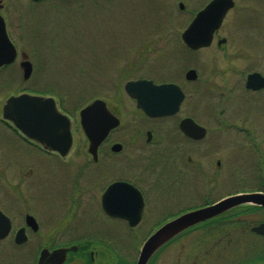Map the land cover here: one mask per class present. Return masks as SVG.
I'll use <instances>...</instances> for the list:
<instances>
[{
	"label": "rangeland",
	"instance_id": "obj_1",
	"mask_svg": "<svg viewBox=\"0 0 264 264\" xmlns=\"http://www.w3.org/2000/svg\"><path fill=\"white\" fill-rule=\"evenodd\" d=\"M180 1L185 3L183 10ZM207 1L52 0L51 6L30 9L26 4L21 10L10 4L5 16L20 39V47L30 54L34 72L25 82L18 58L13 66L15 84L0 86V108L9 96L27 89L54 91L59 107L72 122L68 161L80 164L86 161L89 144L80 125L79 111L84 106L96 98L104 99L123 117L115 134L122 138L125 125L141 120L137 115L139 120L132 121L137 113L124 84L137 78L175 82L186 93L179 117L192 116L208 130L207 137L191 151L201 175L197 173L198 185L189 195L193 199L185 196L186 205L259 187L258 180L264 176V91H248L245 81L255 71L264 75V0H237L238 6L218 32L219 37L227 38L224 48L217 46L216 36L210 47L190 52L181 34ZM190 68L199 74L195 82L185 80ZM239 124L251 133H238ZM218 160L223 165L221 172L215 169ZM13 171L8 170L5 176L12 179ZM207 171L217 174L218 183L212 185V191L199 185ZM23 176L27 178L29 173ZM49 176L43 181L47 184L40 186L26 179L25 193H34L46 204L56 202L55 208L61 210L64 200L54 194L60 193L62 178ZM7 189L8 184L0 186V193L7 194ZM144 236L118 231L119 244L110 250L111 256L119 261L136 259L138 250L133 243ZM168 252L164 254L166 264H171ZM156 264H161L160 260Z\"/></svg>",
	"mask_w": 264,
	"mask_h": 264
},
{
	"label": "flooded vegetation",
	"instance_id": "obj_2",
	"mask_svg": "<svg viewBox=\"0 0 264 264\" xmlns=\"http://www.w3.org/2000/svg\"><path fill=\"white\" fill-rule=\"evenodd\" d=\"M51 1L15 0L10 3L8 0H0V14L4 18L8 37L16 49V58L0 66L1 87H11L15 84L17 74L13 66L19 57H21L19 73L22 72V77L21 62L23 60H30L33 67L31 76L27 80L23 78L25 82L31 80L34 72V63L30 59V54L20 47V39L18 40L14 33L15 29L5 16L6 9L10 4L17 10H21L22 5L26 4L33 7L30 9H37L44 4L51 6ZM210 1L201 5L198 11ZM237 6L238 1L234 0L231 10ZM179 8L185 9V3L180 1ZM220 28L215 32L214 39L218 36ZM222 38H225L226 42L220 46L218 41ZM226 43V37L218 36L217 46L220 49L224 48ZM200 50L202 49L190 50V52ZM164 82L168 81L155 83ZM247 90L259 93L264 91V88L256 91ZM25 92L44 95L31 89ZM130 99L135 104L137 113L132 121H138L137 115H140L141 120L138 121L140 123L133 125L128 123L122 131V138H117L115 134L122 126L123 117L110 109L120 118V125L111 130L108 137L100 144L95 158L87 148L86 161L80 164L69 163L70 152L62 156L59 152L47 149L22 134L11 121L3 118L2 108L5 101L2 103L0 108V186L8 184L9 192L0 193V211L7 217V219L0 217V232L8 231L6 236L0 238V264H38L40 252L43 249L53 251L67 248L66 258L59 264H136L145 240L164 223L184 212L214 204L227 196L237 194H226L218 198L206 197L200 204L186 205L185 196L193 194L195 185H198L197 173L201 175L200 167H196L191 151H194L197 143L207 137L208 130L201 140H194L181 131V120L192 117H179L185 99L176 114L160 118L146 115L136 106V100ZM57 103L59 105L58 100ZM225 106L228 108V104ZM236 129L238 133H251L247 129H240V124ZM116 144L121 145L117 151L113 149ZM10 169L14 170L15 176L12 179L5 176ZM215 169L220 172L223 169L220 160L216 162ZM27 172L29 176L26 178L23 175ZM49 175H60L62 178L60 193L54 194V197L61 196L64 200L61 210L55 208L56 202L50 205L51 201H49L46 204L45 201L37 199L34 193H25L26 179H31L36 186H40L47 184L43 181L49 179ZM216 176L217 174H213L212 171H207L206 178L203 181L199 180V185L209 186L207 190L212 191V185L218 183ZM116 182L133 185L142 196V199L136 197L135 203L124 204L115 203L119 196L110 198L115 209L125 206V210L118 211L124 212L128 217H134L140 213V219L135 225H131L128 219L110 215L104 210L102 203L104 193ZM258 182V184L264 183V177ZM124 190L126 187L121 190L122 197L126 196ZM253 192L264 193V189L257 187L240 190L238 193ZM190 197L193 199L192 196L188 199ZM28 216L34 218L30 224L27 220ZM261 224H264V206L251 202L241 204L186 229L165 244L148 264H156L159 260L161 264H166L164 254L168 251L172 260L171 264H264V234L254 230ZM20 231L25 237L23 243L16 241ZM118 231L136 234L141 232L145 235L142 241L138 239L139 241L133 243L138 250L136 259L118 263V260L111 256L110 250L115 249L119 244L116 237ZM129 245H131L130 242Z\"/></svg>",
	"mask_w": 264,
	"mask_h": 264
},
{
	"label": "water",
	"instance_id": "obj_3",
	"mask_svg": "<svg viewBox=\"0 0 264 264\" xmlns=\"http://www.w3.org/2000/svg\"><path fill=\"white\" fill-rule=\"evenodd\" d=\"M234 6V0H211L204 8L196 12L187 27L181 34L184 45L197 51L207 48L212 44L215 32L221 27L227 13ZM226 42L225 38L218 41V45ZM16 58V49L6 31L3 16L0 14V66L12 62ZM23 78L27 80L32 74V63L26 59L21 62ZM199 74L196 69L190 68L185 73L187 81H197ZM246 88L249 90H260L264 88V75L260 72L249 73L246 79ZM124 89L129 97L136 100V106L144 113L153 118L166 117L176 114L185 99V91L181 85L175 82L155 83L152 79H136L126 82ZM3 118L11 121L26 137L40 143L45 148L59 152L66 156L73 145L72 122L70 116L60 110L56 99L52 96H43L30 93H21L9 96L4 102ZM80 125L89 141L88 151L94 156L100 144L108 137L111 130L120 125V118L108 107L107 102L97 98L88 103L79 111ZM181 131L194 140H201L207 134V129L192 117H185L180 122ZM150 138V136H149ZM120 144L113 146L119 150ZM121 186V189H120ZM123 186V187H122ZM126 187L123 192L126 196H120L115 200L116 204L127 202L135 203L136 197L142 199L140 192L131 184L116 182L108 187L104 193L102 203L104 210L114 216L128 219L131 225H135L140 219V213L134 217H128L124 212L125 206H112L108 195L109 191ZM137 195V196H135ZM127 199V201H126ZM251 202L264 206V193L253 192L234 194L220 201L184 212L167 221L143 243L136 264H148L150 259L169 241L184 232L186 229L205 222L224 212L234 209L241 204ZM117 210V211H115ZM0 217L7 219L0 211ZM28 223L34 218L27 217ZM9 224L7 227L9 228ZM257 233L264 234V224L254 228ZM0 232V238L6 236ZM16 241L25 242L23 232H19ZM67 249L49 251L43 249L40 252L38 264H59L67 255Z\"/></svg>",
	"mask_w": 264,
	"mask_h": 264
},
{
	"label": "trees",
	"instance_id": "obj_4",
	"mask_svg": "<svg viewBox=\"0 0 264 264\" xmlns=\"http://www.w3.org/2000/svg\"><path fill=\"white\" fill-rule=\"evenodd\" d=\"M36 93H42V94H47V95H56V93L54 92V91H44V92H38V91H36ZM57 96V95H56ZM264 177V176H263ZM262 177V178H263ZM258 188H260V189H264V183L262 182V183H260V186L258 187ZM116 258V257H115ZM118 263H121L120 261H119V259H118V261H117Z\"/></svg>",
	"mask_w": 264,
	"mask_h": 264
},
{
	"label": "snow or ice",
	"instance_id": "obj_5",
	"mask_svg": "<svg viewBox=\"0 0 264 264\" xmlns=\"http://www.w3.org/2000/svg\"><path fill=\"white\" fill-rule=\"evenodd\" d=\"M108 195L109 196H119L120 192L118 191V189H114V190L109 191Z\"/></svg>",
	"mask_w": 264,
	"mask_h": 264
}]
</instances>
